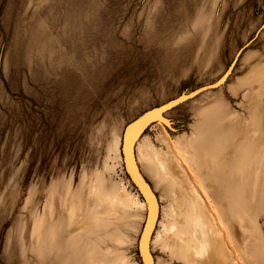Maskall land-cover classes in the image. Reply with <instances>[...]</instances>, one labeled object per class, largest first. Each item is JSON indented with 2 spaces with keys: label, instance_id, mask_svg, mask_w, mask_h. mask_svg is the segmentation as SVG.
<instances>
[{
  "label": "rangeland",
  "instance_id": "374dc122",
  "mask_svg": "<svg viewBox=\"0 0 264 264\" xmlns=\"http://www.w3.org/2000/svg\"><path fill=\"white\" fill-rule=\"evenodd\" d=\"M226 70L168 113L176 131L137 143L160 206L155 264H209L189 257L187 212L223 264H264V0H0V264H142L124 129ZM154 153L171 172L154 176Z\"/></svg>",
  "mask_w": 264,
  "mask_h": 264
},
{
  "label": "water",
  "instance_id": "95a60500",
  "mask_svg": "<svg viewBox=\"0 0 264 264\" xmlns=\"http://www.w3.org/2000/svg\"><path fill=\"white\" fill-rule=\"evenodd\" d=\"M220 81L221 79L217 82L201 86L198 89L183 92L180 96L171 99L167 103L160 104L145 111L124 129L121 149L126 174L147 204V218L138 243V252L142 264H154L153 254L150 251L149 244L153 227L157 220L158 201L150 183L143 176L137 164L135 157L136 144L152 125L159 122L163 123L170 131H176L174 122L167 117L168 113L181 104L193 100L205 92L216 89L214 87Z\"/></svg>",
  "mask_w": 264,
  "mask_h": 264
},
{
  "label": "bare ground",
  "instance_id": "6f19581e",
  "mask_svg": "<svg viewBox=\"0 0 264 264\" xmlns=\"http://www.w3.org/2000/svg\"><path fill=\"white\" fill-rule=\"evenodd\" d=\"M226 72L227 70L225 71V73L218 79L221 81L214 87V88H217V87H220L223 83L226 82L231 70L228 72V74L226 75ZM226 75V76H225ZM218 80H216L215 82H217ZM168 102V101H167ZM166 102V103H167ZM159 124H163L161 122H159ZM164 125V124H163ZM166 127V126H165ZM167 128V127H166ZM123 141V139H122ZM139 141V140H138ZM138 143V142H137ZM137 146V144H136ZM121 148H122V145H121ZM122 150V149H121ZM123 157V155H122ZM135 157H136V161H137V164H138V159H137V156H136V148H135ZM145 157V156H144ZM148 157V160H149V164L151 165L150 168H151V171L153 172L154 176L155 177H161L165 174H167L166 172H171L172 171V168L171 166L166 162V160L162 157H157V156H153V155H150V156H147ZM123 162H124V159H123ZM175 163V162H174ZM179 165V164H178ZM184 165V164H183ZM139 166V164H138ZM180 167V166H179ZM125 168V167H124ZM140 168V167H139ZM180 170V169H179ZM126 171V170H125ZM163 173V175H161L160 173ZM182 172V171H181ZM185 173V172H184ZM185 175V174H184ZM168 177V176H167ZM162 179V178H161ZM160 179V180H161ZM177 179V182H175V185L176 187H178V183H181V181L179 180V178H176ZM182 180V179H181ZM131 181V180H130ZM189 181V180H188ZM162 183V182H161ZM133 185V184H132ZM170 185V184H169ZM164 188V187H163ZM136 189V188H135ZM137 190V189H136ZM165 190V189H164ZM169 190V189H168ZM175 190V188H174ZM173 190V191H174ZM138 191V190H137ZM139 193V191H138ZM187 193V192H186ZM191 193V192H190ZM140 194V193H139ZM193 194L194 196L197 197L198 199V194L193 190ZM192 195V194H191ZM170 198V197H169ZM192 199V198H191ZM158 201V200H157ZM144 207H145V210H146V216H145V219H144V225H145V222H146V218H147V204L146 202L144 201L143 203ZM167 210V209H166ZM194 210H197L194 208ZM198 210H200L198 208ZM168 211V210H167ZM196 212V211H195ZM159 214H160V206H159V202H158V213H157V220H156V223L153 227V231H152V236H151V241H150V251H151V245L153 243V236H154V233L156 231V228L158 226V223H159ZM199 214V213H198ZM200 215V214H199ZM187 218L190 219L189 221V225H190V230H191V234L193 235L194 239L197 241L198 243V246L199 248L196 250H192V248H189L187 249V251L189 250V257L194 256V255H197L196 256V259L198 260H207V262L209 264H223V262H228V261H224L225 256L223 255L226 254L225 252L222 251L221 247H219L218 243H217V236L215 238L214 236V232L210 230L209 227L205 226L203 221H202V218L200 216H198L196 213L191 214V212H187ZM179 217L180 215L177 214V212H174L172 216H170L169 218L173 219L175 221L174 224H172L171 226V232L175 238V248L177 249V251L181 252L183 251V249L186 251V242H185V238H186V234L182 233L181 232V227L179 225V222H177V219L179 220ZM184 217V216H183ZM183 219V218H182ZM167 220V219H166ZM181 222V221H180ZM143 225V227H144ZM143 227H142V231H143ZM164 230V228L162 229ZM170 231V230H169ZM167 233V232H166ZM165 233V234H166ZM169 233V232H168ZM142 234V232H141ZM170 234V233H169ZM168 235V234H167ZM159 237V236H158ZM160 239V237H159ZM140 240V239H139ZM158 240V239H157ZM156 240V242H158ZM167 240V239H166ZM165 241V240H164ZM172 241V240H171ZM163 242V241H162ZM219 242V241H218ZM176 251V253H177ZM152 253V252H151ZM184 254V253H182ZM181 254V255H182ZM194 254V255H193ZM154 260V258H153ZM203 262V261H202ZM206 263V262H205ZM154 264H155V261H154ZM194 264V263H193ZM225 264V263H224Z\"/></svg>",
  "mask_w": 264,
  "mask_h": 264
},
{
  "label": "crops",
  "instance_id": "0c3cea01",
  "mask_svg": "<svg viewBox=\"0 0 264 264\" xmlns=\"http://www.w3.org/2000/svg\"><path fill=\"white\" fill-rule=\"evenodd\" d=\"M229 77V76H228ZM214 83V82H213ZM208 85V84H207ZM223 85V84H222ZM220 87H222V86H220ZM217 88H219V87H217ZM198 89V88H197ZM179 96V95H178ZM177 97V96H176ZM175 98V97H174ZM168 101H170V100H168ZM167 101H165L164 103H166ZM164 103H162V104H164ZM168 117V116H167ZM185 152V155H187L189 152H187V151H184ZM159 155V156H158ZM154 156H157V157H160V156H163L162 154H157V153H154ZM138 159V158H137ZM123 164H124V162H123ZM125 169V168H124ZM40 254V253H39Z\"/></svg>",
  "mask_w": 264,
  "mask_h": 264
}]
</instances>
